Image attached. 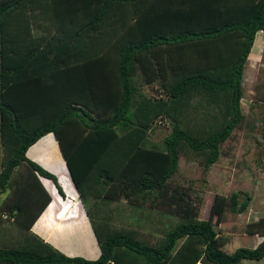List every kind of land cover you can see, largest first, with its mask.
I'll return each mask as SVG.
<instances>
[{
	"label": "trees",
	"instance_id": "1",
	"mask_svg": "<svg viewBox=\"0 0 264 264\" xmlns=\"http://www.w3.org/2000/svg\"><path fill=\"white\" fill-rule=\"evenodd\" d=\"M262 30L264 0H0V225L9 219L20 232L9 243L4 236L0 264H115L123 254L168 264L180 240L181 264L263 258L264 238L228 253L215 229L248 196L215 195L199 219L190 193L172 182L182 152L207 170L242 121L244 68ZM145 83L161 95L145 93ZM164 118L171 131L150 143ZM50 133L96 235V259L67 256L30 230L51 200L40 176L65 195L27 155ZM122 203L130 225L115 227L111 211ZM154 212L166 221L150 241L139 227ZM249 224L264 236V217Z\"/></svg>",
	"mask_w": 264,
	"mask_h": 264
},
{
	"label": "rangeland",
	"instance_id": "2",
	"mask_svg": "<svg viewBox=\"0 0 264 264\" xmlns=\"http://www.w3.org/2000/svg\"><path fill=\"white\" fill-rule=\"evenodd\" d=\"M258 35L259 37L256 41ZM255 41L256 43H254L255 45L253 44L251 52L247 57L243 73V98L241 106L244 117L242 121L233 130L229 138L220 145V156L218 160L207 170L204 168L203 158L192 155L190 151L182 152L180 154L177 172L172 180V182L180 184L190 193V204L199 219L208 218L211 203L215 195L229 196L232 192L237 191L239 193V203L246 201V197L248 196V203L244 211L241 213H232L228 210L220 219L219 223L215 225V229L218 235H220L222 242L221 248L226 252H231L238 247H252L253 238L255 236L254 233H249L248 229L253 227L248 226V224L264 217V130L262 129L261 123V118L264 116V31L256 34L254 42ZM141 88L148 95H161L159 90L161 88L158 87L157 83L152 85L145 83ZM189 112L190 117H193L195 114H200L192 109H190ZM201 122L203 124L202 120ZM170 131L171 124L169 120L167 121V119L164 118L158 121L154 131L149 134L150 143L161 145L163 138L168 135ZM48 138H52L53 140L52 136ZM58 148L57 146V149ZM45 151L46 149L44 147H42L41 150L34 147L29 151L30 154L28 155L31 158H34L33 154L44 156L43 158L45 159L41 161L46 162L45 160L51 159L57 152L55 149L50 154L47 153L48 150ZM1 160L2 149L0 145V163ZM34 160L37 162L38 159L35 158ZM19 169L22 176H24L26 167L21 166ZM63 169L65 171V168ZM40 179L44 187L50 186L52 182L41 176ZM54 188L55 186L52 182L51 188L48 189L51 190ZM56 191L53 197L58 199L60 201L59 203H61V210L57 214H53V217L57 216V225L55 224V220H53V223L52 219L50 220L46 215L47 217L45 216L44 218L43 216V218L41 217L34 221V227H32V224L30 230L37 234L41 227L44 235L52 239L53 242L56 241V246L58 245V247H60L59 245H61L62 242L59 241L58 236H62V234L57 236L58 226H61L59 220L61 218L66 219V217L73 216L74 213L70 212L81 204L79 203L80 200H76L77 197L75 198L74 195L73 197L71 196L70 191H65L64 196H62L58 190ZM6 195L7 191L4 194L0 193V201ZM116 204L117 203H114L112 206L114 207ZM122 204L124 206L122 211H111V216H113L112 224L115 227L130 225V209L125 206V203ZM95 216H98V211H96ZM152 218V221L149 223L146 221L147 225L141 226L139 229L145 234L146 239L155 241L160 236L162 222L166 221V218L163 214L160 215L156 212H154ZM6 220V224L0 225L1 228H5L0 231V245H2V241L5 237H9V243V239L13 241L17 238L15 236L20 233L11 223L10 225L7 224L9 223V219ZM47 221L53 223L51 224L53 227L51 233H45L46 230H44V225ZM76 223H79L78 219ZM82 229L84 231L83 226ZM11 235L14 237H10ZM93 240L94 239L90 237H85V239H83L87 247L91 246V242L94 243ZM63 245H67V249H70L71 246L72 249L75 248L74 245L70 246L66 242ZM76 247L78 248L79 245L77 244ZM243 261L247 264H264V257L259 260L244 259Z\"/></svg>",
	"mask_w": 264,
	"mask_h": 264
},
{
	"label": "crops",
	"instance_id": "3",
	"mask_svg": "<svg viewBox=\"0 0 264 264\" xmlns=\"http://www.w3.org/2000/svg\"><path fill=\"white\" fill-rule=\"evenodd\" d=\"M49 135L53 137V140H52V138H48V137H50ZM39 140H38L39 142L37 141L38 143L36 142L37 144L35 143L36 145L33 144L34 146L32 145L33 147L32 146L31 147L32 148L37 147V149H39V150H41L42 147H44L46 149V151L48 150L47 151L48 154L52 153V151L55 149V151L57 150L55 156L51 157V159H49V160H45L46 162L41 161V160L45 159V158H43L44 156H41V155L33 154L34 158H31L28 155V154H30L29 151L32 149L30 147L31 149L29 148L27 151L28 157H30L32 160H34L35 158L38 159L39 161L37 160V162L41 166H43L47 170L53 172L55 175H57L58 182H59V184L61 182L60 185L62 186L64 192L67 190L70 191L71 196L73 197V195H74L75 198L77 197L76 198V200H77L78 199V193L76 192V189L73 185V182L71 181V179L69 177L67 166H66L65 160L63 158V155H62L61 151L59 150V148L57 149L58 144H57L56 139L54 138L53 134L50 133V134L42 137ZM63 168H65V171ZM51 183H50V186L45 187L51 196V200L47 204V206L43 209V211L40 213V215L38 216L37 219H39L41 217L43 218V216L45 218V216L47 215L50 218V220L51 219H52V221L55 220V224L57 225V223H58V222H56L57 216L53 217L54 216L53 214L54 213L57 214L61 210V205H60L61 203H59L60 201L58 199H55V197H53L54 193L57 192L56 187L54 188L55 190L54 189H51V190L48 189V188H51ZM79 203L81 205L79 207L77 206L76 208H74V210H72L70 212V213H72V212L74 213L73 216L68 217V218L66 217V219L61 218L59 220V222L61 223V226H58L59 228H58L57 236L59 234H62V236H60V235L58 236L59 241L62 242V244L59 245L60 247H58V245L56 246L55 240H54L55 242H53L52 239H49V237L47 238L44 235L41 227H40V231H38L37 234L41 238H43L45 241L49 242L51 245H53L54 247L59 249L62 253H64L67 256H82L86 259H96L100 254L98 241H97L96 235L94 234L93 229L91 227L90 220L88 218L86 210H85L83 204L81 203V201H79ZM77 219L79 220V223H76ZM46 223L44 225L45 229L44 228L43 229L46 230L45 233L46 232L51 233L52 229H53L51 224H53L54 221H53V223L51 221L50 222L47 221ZM82 226L84 227V231L82 229ZM32 227H34V224ZM254 236L255 237L253 238L252 247H250V248L256 247V245L259 242H261L264 238V236L262 234H259V233L254 234ZM85 237H90L91 239H94L93 240L94 243L91 242V246L87 247V244H85L83 241V239H85ZM87 239L90 240L89 238H87ZM65 242L70 246L74 245L75 248L72 249V246H71L70 249H67L68 246L63 245ZM85 242H86V240H85ZM74 243H77L79 245V247L77 248L76 247L77 244H74ZM181 243H182V240H180L179 243L177 244V246L175 247V249L173 251V257L170 258L171 260L169 261L168 264H181V262H180L181 260L178 258L179 256H176V254L178 252V248L181 245ZM233 251H231V252H233ZM231 252H228V253H231ZM123 260H126V261H123ZM123 260H120L121 263L115 262V264H133L134 262H137V261H138L137 264H142V262H139L140 261L139 259L134 258L132 255L130 256L127 254H123ZM240 263L244 264L245 261H242ZM195 264H198V262ZM245 264H247V263H245Z\"/></svg>",
	"mask_w": 264,
	"mask_h": 264
},
{
	"label": "clouds",
	"instance_id": "4",
	"mask_svg": "<svg viewBox=\"0 0 264 264\" xmlns=\"http://www.w3.org/2000/svg\"><path fill=\"white\" fill-rule=\"evenodd\" d=\"M263 31V30H262ZM258 33V32H257Z\"/></svg>",
	"mask_w": 264,
	"mask_h": 264
}]
</instances>
